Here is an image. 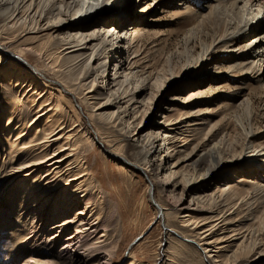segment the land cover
<instances>
[{
  "label": "bare ground",
  "instance_id": "obj_1",
  "mask_svg": "<svg viewBox=\"0 0 264 264\" xmlns=\"http://www.w3.org/2000/svg\"><path fill=\"white\" fill-rule=\"evenodd\" d=\"M177 1L163 0L161 7L165 8ZM121 3L123 0H0V85L4 81L13 87L11 78L15 76L12 79L15 85L18 81L22 82L21 98L30 103L29 109H22L20 113L13 112L10 115L8 113L11 110H7L3 115L0 114L5 117L4 128L14 115L17 117L13 128L16 133L6 131V136L11 141L7 142L11 155L8 174H18L15 183H18L16 190L19 193L15 195V200L20 195L19 209L15 203L0 209V229L4 230L0 236L6 237L5 231L9 230L11 236L14 232L16 240L9 248V253L14 258L25 255L21 264H110L116 253L115 235L108 229L109 225L101 221L102 204L91 199L89 189L90 186L91 189L95 188L92 183V179L96 181L94 175L76 156L74 148L65 152L71 147V134L57 136L62 130V121L56 115L58 106H51L50 92H57L58 100L64 103L60 91L63 90L79 95L81 104L78 108L81 111L83 108L89 114V127L79 124L85 129L80 133L81 137L91 130L97 133L92 126L97 125L98 120L104 123L108 120L116 127L117 137L122 136L133 143L122 157L114 151H110V154L122 158L123 162L130 163L143 173L149 179L153 191L156 188L158 193H166L165 197L174 203L175 212L190 210L207 215L200 225L189 216L187 220H180L181 227V224L193 226L192 234L205 264H264L263 211L250 209L253 204L248 200L243 201L241 197L244 194L241 191L227 186L222 189L214 187L211 192L207 180H204L207 175L226 167L232 170V174H227L230 177L240 171L253 176L251 171H256L261 179L251 185L250 194L264 196V161L263 164H256L255 161L264 155V126L256 128L257 132L252 128L256 125L252 115L253 95L262 98L261 110H264V0H180L173 16L174 19L185 16L184 24H181L183 26L175 30L176 36L181 35L184 46L181 50L165 54L156 72L149 67L144 70L145 66L144 69L139 68L155 50H152L154 46L151 49L143 46L142 50L138 42L146 35L156 37L158 33H144L139 24L145 17L133 16V9H123ZM150 5L160 4L155 0ZM140 8L139 16L149 11V6L141 5ZM133 23L136 26H130ZM161 35L164 34L159 33ZM25 36L30 37L32 46L21 45L20 39ZM108 54L111 58L105 69L106 66L101 65L100 61ZM5 57L14 59L13 70H9L10 63H3ZM176 57L182 61L178 71H175L176 65L173 63ZM22 60L27 65L35 63L34 70L39 74L34 76L17 63ZM211 60L214 63L210 71L205 65ZM15 68L16 75H12ZM205 68L209 71L204 75L202 71ZM223 68L226 74L224 79L231 83L226 85L221 99L226 98L225 110L229 113L242 110L241 115H236V123L242 133L238 132L244 138L238 148L232 147L231 156L226 158V150L221 146L224 145L222 139L213 144L210 142L212 146L206 148L212 131L223 125L225 116L214 122L209 120L220 108L216 98L203 100L205 91L199 89L203 86L199 82L201 79H219L217 74ZM102 79L101 87L97 86L98 80ZM181 79L183 85L175 92L177 94L174 90L170 94L175 82ZM249 82H253L256 87L250 86ZM39 84L46 91L49 90L46 92L48 94L39 91ZM187 89L192 93L185 99L180 97ZM242 89L248 92L244 93ZM162 95H168V104L157 102ZM178 100L190 112L175 110L174 103ZM199 100V106L206 108L199 107L193 112L192 107L198 105L196 102ZM212 104L215 105L214 109ZM31 108L36 119L34 125L44 120L42 126H38L33 133L28 130L32 125L24 128L25 123L21 118L23 114H30ZM152 109L156 110L154 124L157 129L152 125L155 129H151V135L154 136L142 138L139 131L134 132L144 114ZM74 112L76 118L77 112ZM137 116H141L139 121ZM133 119L135 121L130 123ZM182 119H188L186 127L192 128L190 132L187 133L188 128L180 129V134L176 132L166 139L164 133L171 134V131L178 130ZM131 133L132 137L137 138L131 140ZM153 140L157 143L155 148ZM227 141L229 145L236 142L231 137ZM191 143L194 145L191 146ZM121 145L126 146V143ZM194 157L197 158L196 162ZM8 174L0 172L3 179ZM159 174L171 177V182L156 181ZM22 177L36 179L30 184L20 180ZM62 178L65 179L63 185L60 181ZM187 188L200 191L192 197L196 200L193 209L180 207L183 205L180 200ZM5 197L7 195L4 193V200ZM234 197V201L228 204ZM79 204L84 207L76 210L74 206ZM13 207L19 211L18 215L15 213L17 224L21 215L26 216L25 220H30V224H24L21 230L13 228L11 218L6 216ZM242 207L244 211L235 212ZM71 212L73 216L68 218ZM71 226V231L64 235ZM28 227H31V231L27 235L25 232ZM41 243L46 253L35 252ZM3 248L8 249L6 246Z\"/></svg>",
  "mask_w": 264,
  "mask_h": 264
},
{
  "label": "rangeland",
  "instance_id": "obj_2",
  "mask_svg": "<svg viewBox=\"0 0 264 264\" xmlns=\"http://www.w3.org/2000/svg\"><path fill=\"white\" fill-rule=\"evenodd\" d=\"M152 1L155 0H123V3H121L120 6L123 9L124 8L126 9L127 7L133 9V16L135 15L138 18L145 17L144 21L139 24L140 25L139 28H142L144 33H146L145 31L150 32V34L152 32L155 33V31L156 33H158V35L156 34V37H154L155 35L154 36L146 35L142 40L138 42V45L142 46L141 47L142 50H143V46H145L148 49H151L150 47L154 46L152 50L153 51L155 50L156 53L155 54L152 51L154 54L152 53L148 55L147 60H145L146 62H144L139 68L144 69L143 66H145L144 70H146L149 67V69L153 71L155 70L156 72L157 70H159L158 66L162 64L164 56H166L168 52L172 53L175 52L176 50H181L182 46H184L183 39H181L182 38L181 35L179 34L178 36H176L175 30H178L183 26L181 24H184L183 18L185 16L180 17L178 19H174L173 16L176 12V8H175L177 6L176 4H178L180 0L177 1L178 3L177 2H174V4L171 3L165 8L161 7L162 5L161 3L163 2V0H156L160 4L157 6L154 5L151 6L150 4ZM141 5L142 7L149 6V11H144L142 13V16H139L140 14L138 13V10L141 9L140 8ZM190 6L193 7V4H191ZM161 11L162 13H158ZM127 24L129 26V23ZM134 24L135 23L131 24L130 26H136ZM159 33L164 35L159 36ZM20 40H22L21 41L22 46L27 44L28 46H32V40L30 39V37L25 36ZM11 47H12L11 48L12 51L15 53L14 51L15 49H13V46ZM161 49L162 51H160ZM105 55L103 57L104 60L102 58L100 62L101 65L103 64L104 66H106L105 67L106 69L108 66V61L111 57L109 56L110 54H108L106 57ZM32 59L35 58L32 57ZM5 61L11 64L9 70H13L15 66L13 65L14 59H12L11 57H5L3 58V63ZM17 63L22 67L26 68L25 70H28V72L31 73L32 75L37 76L39 74L34 70V67L36 65L35 63H31L27 65L24 60L19 61ZM173 63L174 65H176L175 71L176 70L178 71L179 65L182 63V61L176 57L175 61L173 60ZM213 63L214 62L211 60L205 65V67L211 71L213 67L212 66ZM206 68L204 69V71H202V74L204 75L207 74L205 72L209 71ZM14 71H15L14 73H11L12 75H16L17 69L15 68ZM222 71L224 72V68L217 74L219 79H215L211 81L201 79L199 82L203 86H200L199 89L201 88L203 91H205V95L202 96L203 100H208V99L213 100L214 98H216L217 99L216 103L217 105H219L218 107L220 108L215 114L211 116V118H209V120L211 119V121L214 122L225 116L224 117L225 119L222 121L223 125H221L217 130L215 129L212 131L213 133L211 136L213 138L212 137L209 138V142H208L209 144H207L206 148L212 146V144L215 141L222 139L223 141L222 144L224 145L221 146L224 147V150H226V154L224 155V158H226V156L227 157L231 156L230 153L232 151V147L238 148L239 145L243 143L242 141L244 140V138L242 134H240L242 133V131L236 123L237 117L238 115H241L242 110L229 113L228 111L225 110L226 98H224L225 100L221 99V93L225 92L226 85L228 83H231V81H226L227 79H224L226 74L225 72L222 73ZM21 75H23V72L21 73ZM98 76L100 77L101 73L100 75L98 74ZM103 76H105V72ZM14 77L11 78V82H13L14 84L13 87H10V85H7L8 83L4 81H2L3 85L2 86L0 85V114L2 115L7 110H11L10 113H8L11 115V113L13 112L20 113L22 109H27V110L29 109L28 106L30 105V103L25 102L24 101L25 98H21L23 89L20 86L22 82L20 83V81H18L17 85H15V80H12L14 79ZM4 79L7 80V76L5 74H4ZM187 80L189 81L190 79L187 78ZM101 81H103V79L98 80L97 86L101 87L102 84ZM182 82H183L182 79L175 82V85L171 88L172 90L170 94H173V92L175 93L183 85ZM249 83L251 84L250 86L256 87V85L253 82H249ZM39 85H40L39 91H41L43 94H48L46 92H48L49 90L46 91L45 88L42 87L43 85L41 84ZM234 85L237 86L236 83ZM20 90L22 91L20 92ZM60 91L64 96V101H65L64 103H61L58 100L57 92L55 91L50 92L51 106L53 105L58 106L59 111L56 115L61 117V121H62L61 124L62 130L57 136H60L62 133L63 135L71 134V138H72L70 142L71 147L68 148L65 152H68L71 148H74L76 152V156L91 171V173L94 175V178L96 179V181L92 179V183L95 186V188L91 189L90 186L89 189V191L92 193L91 199L94 198L96 199V202L102 204L101 206L102 208H100V213L103 219L101 218V221L103 220L104 223L109 225L108 229L112 232V234L115 235V241H116V251H115L116 253H114L113 260L110 261V264H129V262H131V264H205V260L203 259L202 252L200 248L196 246L197 240L192 234L191 228L193 226H185V224H181L183 226L181 227L180 220L181 219L187 220L186 218H188L187 216H189L192 217L193 220H196L200 225L202 223L201 220L206 219L207 215L204 213L199 215L190 210L185 212L183 211V213L182 211L175 212V209L173 207L174 203L173 201L170 200V198L165 197L166 193H161V192L158 193L157 191L158 189L156 188H154L155 191H153L152 187L150 186L149 179L143 173H141L136 168H134L130 163L123 162L122 158H118L110 154L109 153L110 151H114L119 156L122 157L126 155L127 147L129 145H132L133 143L130 140L124 139L122 136L117 137L116 136L117 132L115 129L116 127H114L113 124L110 123L108 120L106 123H104V121L98 120V122L99 121L100 122L99 123L97 122V125L94 124L92 126L93 129L97 130V133L95 132V130H91L89 131L88 134L87 133L83 134L84 137H81L80 133H82L85 130L83 128L89 127L88 125L89 120L87 117L89 116V114L83 108L82 111L78 108L80 107L79 104H81L80 103L81 98L79 95L76 96L75 94L69 93V91L67 92H64L63 90ZM242 92L247 93L248 90L242 89ZM190 93H192V91L190 92L189 89H187L184 90L183 93L179 96L182 98L184 97L185 99L186 97H188L187 95H189ZM75 97L76 100H74ZM164 99H166L165 102ZM261 99L262 98L259 96H254V95L252 96V102L254 108L252 115L254 118V122L256 123V125H254L252 128L253 131L255 132H257L256 128L260 126L261 127L264 126V110H261L263 108L262 106L263 103L261 102ZM168 100H169L168 95L167 96L162 95L157 100V102L163 101L162 105H164V104H168ZM69 101L71 104H69ZM193 101L196 100H192V102ZM177 103H174L175 110L179 111L180 109H182L183 111L190 112V110L185 108L184 105H181L182 102L180 100H178ZM196 103L198 105L192 107L193 112L196 111V109H199V107L206 108L205 106H199L201 104L200 100L197 101ZM212 108L213 109L215 108L214 104H212ZM30 111H31L30 114H23L21 118L22 121L25 123L24 128L29 127L30 124L32 125V127H29L28 130H30V132L33 133L35 132V129L38 126L40 127L42 126L44 120L39 122L37 125H34V122L36 120L34 117L35 115L32 113V108L30 109ZM74 111L77 112L76 118L74 115L75 113ZM155 116H156L155 109L146 112L144 114V118L141 121V124L137 127L134 133L139 131V134L142 136V138H145L146 135L153 137L154 135H151L152 133L151 131L153 130L151 129L156 128L154 124L156 120ZM136 119H138L139 121L141 119V116H137ZM16 120L17 117H15L14 115V117H12L10 120V124L4 128L6 123L5 117H1L0 115V172L4 171L5 174L10 173V163H11V155L9 154V149H8L9 145L7 143L11 141L10 139L9 141L7 140L6 135L8 133L6 131L10 132V134L16 133V131L13 130V128L16 125L15 124ZM133 121H135V119L130 120V123ZM187 121L188 119L186 120L182 119L181 121L182 123L178 125V130L171 131L172 132L171 134H169L170 132L164 133L166 135L165 136L166 139L171 138V136L175 135L176 132L180 134L181 130H186L187 128H188L187 133H189L192 128L186 127ZM79 124L84 127H79ZM152 125H154L155 128H153ZM196 135L193 136L196 137ZM130 136L132 137V133L130 134ZM228 137L235 139L236 141L235 144L232 143L229 145L227 141ZM136 138L137 136H133L131 140H134ZM123 142L126 143V146L121 145ZM194 143H191V146H193ZM152 144H153V148L157 146V143L154 142V140L152 141ZM225 144L228 145V147ZM198 154L200 153L198 152ZM200 157L203 156L200 154ZM193 159H195V157ZM263 159H264V155L259 156L258 159L255 160L256 164L257 163L263 164L264 161ZM196 161L197 158L195 159V162ZM251 172L253 173V176H251L252 174H247V173L242 174L240 171L237 172L234 177H230L227 174H232V170L229 167H226L214 171L210 175H207L206 176L207 178H204V180L205 179L207 180L208 187L210 188L211 192L213 191L214 187H219L222 189L223 187H227V186H230L231 188L233 187L234 189L241 191L244 194V196L241 197L243 201L248 200L254 205V206L252 205L250 209L256 208L259 209V211L260 210L263 211L264 213V199H263L264 196L262 197L261 195L260 196L256 195L257 196L256 197L253 193L250 194L251 185H255V183L260 182L261 178L259 176V172L256 171H251ZM20 174H24V173H20ZM17 175L13 176L8 174V176H6L5 179H3L2 176H0V209H5L6 207L9 206V204L12 205L13 203H15V205L18 206L19 209L20 195L15 200V195L19 193V191L16 190L18 183H15L16 182L15 178H17L16 177ZM36 177L35 178L22 177L20 180H25V182L32 184V182H34ZM171 180L172 178L168 177L166 174H159L158 176H156V181H159L160 183L166 181L171 182ZM60 181H61V185L65 184L64 178H62ZM25 182H22V184L24 185ZM86 182H88V179L86 180ZM196 189L193 190H190L188 188L186 189L185 194L182 196L180 200V202L183 201V205H181L180 207L183 208L187 207L189 209H193L195 207L194 203H196V200L195 198L192 199V197L194 194L200 193V191H197ZM186 192H188L187 196H186ZM246 192L248 193L247 196H245ZM4 193L7 195V197H5V200L3 199ZM235 198L236 197L232 198L231 199L232 201H229L228 204L233 202L234 201L233 199ZM32 202L33 200L30 202V204ZM188 205L190 206L188 207ZM83 207H84L83 204L74 206L76 210L80 208L83 209ZM235 207L237 208V206H234L233 208ZM50 209L51 208H49V210ZM242 211H244L243 207L235 210V212L237 213ZM88 212H86V215H88ZM15 213L17 215L19 214L17 207H13L10 211L6 213V216L10 217L12 220L10 223L12 224L13 228H18L19 230H21L24 224L25 225L30 224V220L29 221L25 220L26 216L24 215H21L22 218L18 219L19 223L17 224L15 222L16 221ZM72 216H73L72 212L67 215L68 218H71ZM59 220L61 219H58V221ZM15 225H17L18 227H16ZM47 227L48 226H46V228ZM72 228L73 226H71L68 229V231L64 233V235L68 234V232L71 231ZM26 229L27 231L25 232V234L28 235L29 232L31 231V227H28ZM1 231L4 230L0 229V232ZM100 231L101 229L98 230L97 233L98 232L100 233ZM198 231L201 232V230ZM5 232H6V237L0 236V264H21L24 260L25 255L14 258L13 255L9 253V248L13 243L16 242V240L14 241V232L12 233L13 236H11L10 234L11 232L9 230ZM46 235L47 232L44 233V236L42 237V242H44ZM4 246H6V249L7 248L8 249L5 250V248H3ZM42 246L43 244L41 243V245L38 248H35V252L46 253V250L44 248L42 249ZM252 264H260V263L256 262Z\"/></svg>",
  "mask_w": 264,
  "mask_h": 264
}]
</instances>
